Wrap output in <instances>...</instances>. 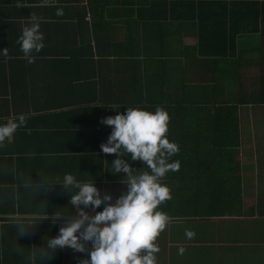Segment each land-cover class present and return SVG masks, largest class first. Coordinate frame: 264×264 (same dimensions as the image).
<instances>
[{
  "label": "crops",
  "instance_id": "crops-1",
  "mask_svg": "<svg viewBox=\"0 0 264 264\" xmlns=\"http://www.w3.org/2000/svg\"><path fill=\"white\" fill-rule=\"evenodd\" d=\"M258 4L0 0V123L28 116L0 146V264L88 258L67 246L46 250L76 209L62 186L33 183L70 173L113 202L124 194L126 174H112L116 155L100 149L111 126L100 121L127 107L166 110V135L179 148L171 157L178 170L161 181L170 198L158 210L169 221L155 241L156 264H264V104L252 105L264 101V0ZM31 14L44 47L28 63L17 39ZM221 20L231 27L219 29Z\"/></svg>",
  "mask_w": 264,
  "mask_h": 264
},
{
  "label": "clouds",
  "instance_id": "clouds-1",
  "mask_svg": "<svg viewBox=\"0 0 264 264\" xmlns=\"http://www.w3.org/2000/svg\"><path fill=\"white\" fill-rule=\"evenodd\" d=\"M62 14V9H57L56 15ZM17 43L27 62L33 63L34 54L44 47V35L35 14L30 15ZM0 54L6 55L7 48ZM27 119L26 114L19 113L0 123V146L24 127ZM168 121V113L161 107L154 111L127 107L123 114L117 111L115 116L102 118L100 122L111 126V132L100 149L116 155L111 163L112 174H126L121 182L127 190L114 202L111 195L101 194L95 182L80 181L70 173L56 183L49 184L42 178L40 183H33L45 188L52 184L62 186L68 203L76 209L75 215L61 224L58 234L46 240L47 251L67 246L76 252H87L88 258L80 264H156L160 249L155 241L169 221L158 210V205L170 198L169 187L161 181L169 171L179 168L178 161H171L179 148L166 135ZM132 161H140L148 170H136ZM70 190L74 191L70 194ZM102 204V210L97 211ZM61 214L54 213L52 220L56 223ZM17 224L24 235L23 222ZM185 235L191 239L194 233L185 230ZM88 243L90 251L85 247Z\"/></svg>",
  "mask_w": 264,
  "mask_h": 264
},
{
  "label": "trees",
  "instance_id": "trees-1",
  "mask_svg": "<svg viewBox=\"0 0 264 264\" xmlns=\"http://www.w3.org/2000/svg\"><path fill=\"white\" fill-rule=\"evenodd\" d=\"M251 1H253L254 3H255V5L258 7V1L259 0H251ZM203 5V4H202ZM219 29H221V27L223 28V29H225L226 27L228 28V27H231V23L230 24H228L225 20L223 21V20H221V22H220V24H218V26H217ZM261 104H264V101L263 102H258V103H252V105H261ZM238 105H240V104H236L234 107H235V118L236 119H238L239 118V116H238V114H239V111H238ZM240 143L236 140L235 141V143H234V149H235V152H237L238 151V149L240 148Z\"/></svg>",
  "mask_w": 264,
  "mask_h": 264
},
{
  "label": "rangeland",
  "instance_id": "rangeland-1",
  "mask_svg": "<svg viewBox=\"0 0 264 264\" xmlns=\"http://www.w3.org/2000/svg\"><path fill=\"white\" fill-rule=\"evenodd\" d=\"M249 149V148H248Z\"/></svg>",
  "mask_w": 264,
  "mask_h": 264
}]
</instances>
